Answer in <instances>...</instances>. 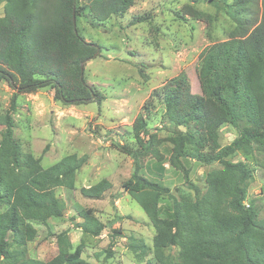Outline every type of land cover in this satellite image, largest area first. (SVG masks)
<instances>
[{
  "label": "trees",
  "instance_id": "trees-1",
  "mask_svg": "<svg viewBox=\"0 0 264 264\" xmlns=\"http://www.w3.org/2000/svg\"><path fill=\"white\" fill-rule=\"evenodd\" d=\"M134 1L92 0L81 6L79 0H0L5 4L0 18V81L27 93L51 87L55 99L66 106L93 98L100 103L101 95L84 75L82 79L81 71L83 62L100 56V47L86 42L78 26L75 29L73 13L77 22L88 9L95 22L104 23L112 16L125 15ZM255 1L235 0L233 7L238 9L230 14L240 32L200 54L198 89L182 72L155 92L164 104L166 119L182 129L169 139L170 164L184 173L190 185L184 159L221 165L207 175L205 193L191 185L197 198L177 199L170 188L139 173L144 158L163 160L160 146L164 140L148 128L143 115L133 126L138 149L121 148L132 155L136 166L124 188L155 230L152 247L134 236L129 239L130 250L141 264H264V218L257 202L248 200L254 170L233 161L238 151L264 155V0L259 22L249 19L248 10L257 6ZM185 14L199 21L204 18L193 8H186ZM12 102L15 109L16 97ZM0 124L5 127L0 137V264H90L82 258L84 244L74 249L67 230L57 235L58 255L50 261L30 258L27 251V244L38 235L33 222L47 224L51 218L64 216L66 203L56 190L74 188L88 157L70 155L44 168L41 157L25 154L15 141L10 111L0 116ZM225 125L240 130L231 144L221 147L220 131ZM111 188L108 180H102L82 194L101 198ZM164 198L173 200L166 217L160 208ZM79 216L83 221L76 227L85 235L99 237L106 229L92 209L80 211ZM114 223H110L112 238L122 235ZM112 257L110 249L105 258Z\"/></svg>",
  "mask_w": 264,
  "mask_h": 264
},
{
  "label": "rangeland",
  "instance_id": "rangeland-1",
  "mask_svg": "<svg viewBox=\"0 0 264 264\" xmlns=\"http://www.w3.org/2000/svg\"><path fill=\"white\" fill-rule=\"evenodd\" d=\"M91 1L79 0V4L86 6ZM256 2L257 6L248 13H252L250 21L259 22L262 0ZM234 4L235 0H135L125 15L112 16L104 23L95 22L88 9L84 10L77 18L79 31L86 42L97 44L101 51L100 56L85 62L84 78L101 95L100 103L93 98L88 103L66 106L55 99V90L51 87L27 93L0 81V116L10 111L15 123L14 138L22 152L41 157L44 168L70 155L88 157L76 176L74 188L56 190L57 196L66 203L64 216L51 218L47 224L32 223L38 235L27 244L30 258L48 262L56 257L57 235L67 230L74 249L84 244L82 258L90 264H141L130 250L129 239L134 236L152 247L155 230L143 209L124 188L136 166L132 155L121 149H138L133 126L139 115H143L148 128L164 140L160 146L161 163L154 157L144 158L139 173L170 188L177 199L187 196L195 200L194 187L200 194L205 193L207 175L221 165L184 159L192 187L184 173L170 164L172 144L169 139L182 129L166 119L164 104L155 92L182 72L189 75L193 88H199L200 54L240 32L239 23L230 14L238 9ZM186 8L202 12L203 20L186 16ZM4 14L5 4H0V18ZM139 18L145 20L136 23ZM13 97H16L15 109L12 108ZM4 129L0 124V137ZM239 130L231 125L223 126L220 146L231 144ZM233 161L243 162L254 170L248 200L257 202L260 218H264V155L238 151ZM102 180H108L112 188L101 198L82 194L83 189ZM172 205L170 198L161 200L163 217L172 211ZM87 209H92L96 218L106 225L99 237L85 235L76 227L83 221L79 212ZM113 221L114 228L122 232L115 238H112L110 225ZM110 249L113 257L106 259Z\"/></svg>",
  "mask_w": 264,
  "mask_h": 264
},
{
  "label": "water",
  "instance_id": "water-1",
  "mask_svg": "<svg viewBox=\"0 0 264 264\" xmlns=\"http://www.w3.org/2000/svg\"><path fill=\"white\" fill-rule=\"evenodd\" d=\"M73 25L76 29V26H77V22H76V16H75V12L73 13ZM84 65H85V62H83L81 64V71H82V79H83V75H84Z\"/></svg>",
  "mask_w": 264,
  "mask_h": 264
}]
</instances>
